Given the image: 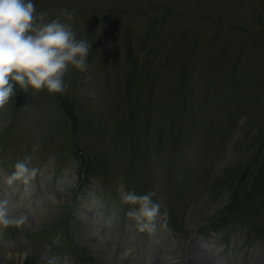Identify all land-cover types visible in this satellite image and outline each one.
<instances>
[{
	"label": "rangeland",
	"instance_id": "374dc122",
	"mask_svg": "<svg viewBox=\"0 0 264 264\" xmlns=\"http://www.w3.org/2000/svg\"><path fill=\"white\" fill-rule=\"evenodd\" d=\"M36 11L92 49L88 72L69 67L66 92L16 86L0 111V184L28 155L39 169L30 195L17 182L29 219L0 227V264L25 250L24 264L45 252L70 264H264V190L246 201L242 187L264 136V0H46ZM145 146V162L128 165ZM132 190L158 192L166 230L135 231L121 199ZM64 232L85 263L53 248Z\"/></svg>",
	"mask_w": 264,
	"mask_h": 264
},
{
	"label": "clouds",
	"instance_id": "9594fccd",
	"mask_svg": "<svg viewBox=\"0 0 264 264\" xmlns=\"http://www.w3.org/2000/svg\"><path fill=\"white\" fill-rule=\"evenodd\" d=\"M60 15H66L69 21L74 17V13L67 9H63ZM102 28L103 25L100 30ZM91 49L92 44L87 39H78L71 25L61 22L60 16L47 21L46 13L38 14L34 0H0V111L11 104L16 86L25 93L45 89L50 94L66 92L65 76L69 67L81 73L88 72L87 58ZM86 79L90 81L91 76ZM87 95L94 98L96 92L88 90ZM38 146L37 142L33 152ZM33 159L32 155L26 156L15 164L11 174L2 178L0 226L21 228L28 222L26 214H17L16 192L19 182L24 186V193L31 194L32 182L39 172L38 168L29 166ZM157 195L155 190L143 195L134 190L122 193V203L132 209L126 215L134 221L136 232L155 236L158 228H168V212L161 213V204L153 199ZM160 220L165 222L159 224ZM129 227L131 230L132 226ZM29 254L28 250L17 253L18 264H24ZM36 264H70V257L45 252L40 254Z\"/></svg>",
	"mask_w": 264,
	"mask_h": 264
},
{
	"label": "trees",
	"instance_id": "16d2710c",
	"mask_svg": "<svg viewBox=\"0 0 264 264\" xmlns=\"http://www.w3.org/2000/svg\"><path fill=\"white\" fill-rule=\"evenodd\" d=\"M264 138V136H263ZM260 143H263L262 147H264V139L259 141ZM260 166V169L258 170V173L255 174L253 177L252 183L248 188V197H251L252 199H258V197L262 196V192L264 190V156L263 158H258L255 162ZM245 172L243 177H245ZM243 181V180H242ZM247 181V179L245 180Z\"/></svg>",
	"mask_w": 264,
	"mask_h": 264
}]
</instances>
